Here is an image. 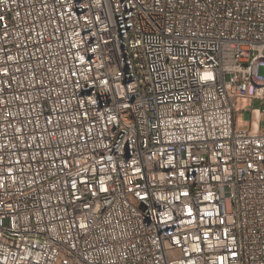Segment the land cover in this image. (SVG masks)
<instances>
[{"label": "built area", "instance_id": "1", "mask_svg": "<svg viewBox=\"0 0 264 264\" xmlns=\"http://www.w3.org/2000/svg\"><path fill=\"white\" fill-rule=\"evenodd\" d=\"M261 65L264 0H0V264H264Z\"/></svg>", "mask_w": 264, "mask_h": 264}, {"label": "rangeland", "instance_id": "2", "mask_svg": "<svg viewBox=\"0 0 264 264\" xmlns=\"http://www.w3.org/2000/svg\"><path fill=\"white\" fill-rule=\"evenodd\" d=\"M258 73H259L260 75H264V66H262V65L259 66V68H258ZM244 100H246V105H247V104H251L250 101L248 102V100H250L249 98L244 99ZM252 105H253L254 107H258V108H260V109H262V110L264 111V100L261 101V100H259V99H255ZM248 115H249V114H248L247 111H243V112L241 113L242 119H247V118L249 117ZM262 127L264 128V118H263V120H262Z\"/></svg>", "mask_w": 264, "mask_h": 264}, {"label": "crops", "instance_id": "3", "mask_svg": "<svg viewBox=\"0 0 264 264\" xmlns=\"http://www.w3.org/2000/svg\"><path fill=\"white\" fill-rule=\"evenodd\" d=\"M255 99L252 100V103L254 102ZM236 124L241 127H248L249 126V120L247 119H242L241 112L238 110L236 113Z\"/></svg>", "mask_w": 264, "mask_h": 264}, {"label": "bare ground", "instance_id": "4", "mask_svg": "<svg viewBox=\"0 0 264 264\" xmlns=\"http://www.w3.org/2000/svg\"><path fill=\"white\" fill-rule=\"evenodd\" d=\"M255 116H258V112L257 111H255Z\"/></svg>", "mask_w": 264, "mask_h": 264}]
</instances>
